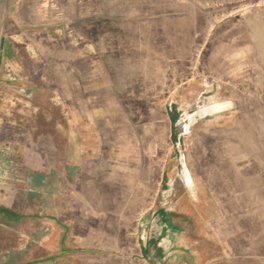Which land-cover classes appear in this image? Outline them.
<instances>
[{
	"label": "rangeland",
	"instance_id": "374dc122",
	"mask_svg": "<svg viewBox=\"0 0 264 264\" xmlns=\"http://www.w3.org/2000/svg\"><path fill=\"white\" fill-rule=\"evenodd\" d=\"M20 3L21 20L49 32L39 46L55 48L49 61L37 52L41 63L58 73L70 54L103 84L67 216L119 257L89 264H143L139 219L161 208L211 228L225 264H264V0Z\"/></svg>",
	"mask_w": 264,
	"mask_h": 264
},
{
	"label": "crops",
	"instance_id": "0c3cea01",
	"mask_svg": "<svg viewBox=\"0 0 264 264\" xmlns=\"http://www.w3.org/2000/svg\"><path fill=\"white\" fill-rule=\"evenodd\" d=\"M21 6L0 0V264L113 261L119 256L98 250L102 244L77 233L67 216L68 193L82 178L97 134L93 122L104 109L101 78L70 54L55 73L48 62L55 48L37 41L49 40V32L22 21ZM25 130L30 145L20 137ZM148 213L138 223L139 262L225 264L211 228L191 229L186 210L161 208L149 219Z\"/></svg>",
	"mask_w": 264,
	"mask_h": 264
},
{
	"label": "bare ground",
	"instance_id": "6f19581e",
	"mask_svg": "<svg viewBox=\"0 0 264 264\" xmlns=\"http://www.w3.org/2000/svg\"><path fill=\"white\" fill-rule=\"evenodd\" d=\"M231 102V101H229ZM228 104V103H227ZM230 106V104H229ZM220 106L218 104H214V105H209V106H206L203 108L202 112H199L198 114L199 115H205V114H209L211 113L212 111L218 109ZM229 109V108H228ZM190 117V116H189ZM195 120V117L194 115L191 116L190 118V123L192 124V122ZM189 126L187 125L186 128H188ZM186 180L187 182L191 185L192 184V178H191V175L189 174V172L187 171L186 172Z\"/></svg>",
	"mask_w": 264,
	"mask_h": 264
}]
</instances>
